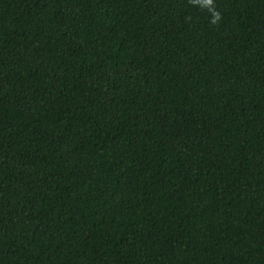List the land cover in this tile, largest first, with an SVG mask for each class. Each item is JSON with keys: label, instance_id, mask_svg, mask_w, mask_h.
I'll return each instance as SVG.
<instances>
[{"label": "trees", "instance_id": "obj_1", "mask_svg": "<svg viewBox=\"0 0 264 264\" xmlns=\"http://www.w3.org/2000/svg\"><path fill=\"white\" fill-rule=\"evenodd\" d=\"M0 264H264V0H0Z\"/></svg>", "mask_w": 264, "mask_h": 264}]
</instances>
